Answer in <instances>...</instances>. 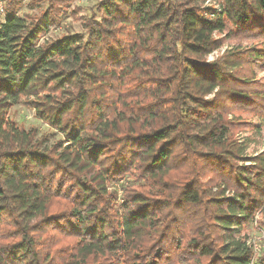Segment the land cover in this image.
Listing matches in <instances>:
<instances>
[{
	"label": "trees",
	"instance_id": "1",
	"mask_svg": "<svg viewBox=\"0 0 264 264\" xmlns=\"http://www.w3.org/2000/svg\"><path fill=\"white\" fill-rule=\"evenodd\" d=\"M68 1L0 13V264H259L264 149L239 131L264 138V42L208 57L264 40V0H103L48 39Z\"/></svg>",
	"mask_w": 264,
	"mask_h": 264
},
{
	"label": "rangeland",
	"instance_id": "2",
	"mask_svg": "<svg viewBox=\"0 0 264 264\" xmlns=\"http://www.w3.org/2000/svg\"><path fill=\"white\" fill-rule=\"evenodd\" d=\"M32 0H25L24 7L21 11L22 14L37 12L39 13L42 9L46 8L45 3L41 5V7L31 8L28 6V3ZM103 0H69L67 2V13L64 15L63 23L61 27L55 31H52L48 34V39H55L59 38L64 35L67 31L72 33H81L84 31V20L83 18L90 16L92 9ZM4 0H0V13L2 12ZM208 5V4H206ZM217 37L223 38V47L211 54L208 57L209 61H213L218 57H221L227 50L236 48V47H243V48H250V47H261L263 46L264 40L261 37L256 36L257 38L253 37L252 35L247 36H238V35H230L225 37L223 35H217ZM255 75L257 81H262L264 83V67H257L255 69ZM248 111V110H247ZM244 111V109L237 110L236 114L242 120L252 123L254 125H261V120L250 114L249 112ZM10 116L20 125L29 130L31 127H37L39 129L40 134H47V135H56V139H59L61 135L56 131L49 128V126L39 119L36 118L34 111L25 107L24 104H18L13 107L10 112ZM240 137H248L251 139L250 147L247 150V153L250 155L256 154L261 152L264 149V138L262 133H253L252 131L242 129L239 131ZM258 221V223H257ZM263 219L260 215L257 216L256 221L247 226L243 229L242 235L247 234L249 237V241L255 247V259L264 264V229L260 226V222ZM259 263V264H260Z\"/></svg>",
	"mask_w": 264,
	"mask_h": 264
},
{
	"label": "built area",
	"instance_id": "3",
	"mask_svg": "<svg viewBox=\"0 0 264 264\" xmlns=\"http://www.w3.org/2000/svg\"><path fill=\"white\" fill-rule=\"evenodd\" d=\"M2 11H3V9H2ZM254 264V263H253Z\"/></svg>",
	"mask_w": 264,
	"mask_h": 264
}]
</instances>
